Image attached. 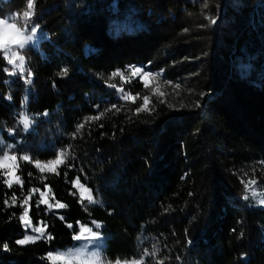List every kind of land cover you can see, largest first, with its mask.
Segmentation results:
<instances>
[{
	"label": "trees",
	"instance_id": "1",
	"mask_svg": "<svg viewBox=\"0 0 264 264\" xmlns=\"http://www.w3.org/2000/svg\"><path fill=\"white\" fill-rule=\"evenodd\" d=\"M26 2L0 0V15ZM34 11L43 38L24 50L31 83L9 75L0 54V128L8 143L25 137L34 159L52 158L36 145L62 116L52 141L69 158L55 173L20 160L22 185L0 177V264H53L48 253L73 246L92 221L103 224L110 261L264 264V206L245 188L264 181V0H36ZM147 65L176 93L113 76ZM111 85L137 99L120 100ZM25 97L36 130L11 134ZM77 177L99 204L81 202ZM46 187L67 207L38 204ZM33 188L32 222L52 239L18 245Z\"/></svg>",
	"mask_w": 264,
	"mask_h": 264
},
{
	"label": "snow or ice",
	"instance_id": "2",
	"mask_svg": "<svg viewBox=\"0 0 264 264\" xmlns=\"http://www.w3.org/2000/svg\"><path fill=\"white\" fill-rule=\"evenodd\" d=\"M35 3L36 0H27L26 7L27 11H24L21 17L19 12L12 14H4L3 17H0V54H2L3 58L6 60L7 64L12 67V71L8 73L9 75H16L19 73L23 76L28 83H31V70L26 66V57L22 55V51L26 50L28 46L33 44L38 39V31L40 29V25L34 23L35 16ZM19 18V19H18ZM212 24L217 23L216 19L211 20ZM7 72V69H4ZM132 76L140 77L143 80L144 86H149L148 77L158 75L151 72H145L143 68L133 67L130 69ZM67 72V69L64 70ZM25 73L27 75L25 76ZM119 75L123 80H127V77L123 76V73H113V76ZM171 83V82H168ZM115 87V85H111ZM122 95V99L125 101L131 100L135 102L137 99L136 96H133L130 92L124 93V89H118ZM158 92L159 89H156ZM161 96L164 93H159ZM11 97H9L10 99ZM27 97H25V111L23 113L18 114L19 120L18 124L22 125L23 129L27 131L30 126L34 123V117H30L27 114L26 109ZM150 98L148 96L143 97V104L136 109V112L139 113L141 111H145L149 109ZM115 108V106H113ZM99 117H94L92 119H98ZM80 128H83L84 125H79ZM14 131V130H9ZM3 142L0 141V144ZM8 150L3 151L0 154V170H3V176L6 179L3 180V183L8 187H12L13 184H23L20 176L16 174L18 168V159H22L23 161H30L31 158L28 155H24L18 158L15 154H10L11 150L14 149L15 146H5ZM69 156L68 152L60 151L54 160L49 161L47 164H42L39 160L35 161V165L39 168L41 172H52L55 173L57 171V167L59 165H63L66 163L67 158ZM257 182L256 180H251L247 185L246 189H250ZM75 186L80 190V199L81 202L85 199L89 201V203H95L92 196L91 189H87L81 182L79 177H77L74 181ZM39 191L38 189L33 188L29 193L28 197L23 199L22 203L24 205H28L31 200V193ZM51 190L49 189V192ZM42 199L38 201V204L49 205L50 208H66L67 205L63 204L59 201H56L55 204H49V195L48 192L40 193ZM252 196H257V192L253 190L251 192ZM248 197L245 196V199ZM13 203L16 202V196H12ZM259 204L264 205V194H261V198L257 201ZM23 221L25 228L31 227L32 221L29 218V209L25 208L23 215L20 217ZM96 230L93 231L92 227L80 226L78 232H76L73 238L77 241H84L79 247L66 249V250H57L56 253H48V259L53 262V264H113L112 261L108 260L107 257L100 250L99 241L102 239V235L100 232L101 223L92 221L90 222ZM72 227V225H68ZM33 235H25L23 239L16 240L15 243L18 245H26L28 243H35L40 239H52L51 234L46 232V226L34 227ZM95 246V248L90 247ZM8 244H3V248L8 250ZM144 255H156L155 251L149 253L147 250H144ZM115 264H144L143 258L140 260H125L121 261L119 258L115 261ZM158 264H164V261L161 260Z\"/></svg>",
	"mask_w": 264,
	"mask_h": 264
},
{
	"label": "rangeland",
	"instance_id": "3",
	"mask_svg": "<svg viewBox=\"0 0 264 264\" xmlns=\"http://www.w3.org/2000/svg\"><path fill=\"white\" fill-rule=\"evenodd\" d=\"M28 9L26 8L25 10H23L22 11V13H20L21 14V17H22V14H23V12L24 11H27ZM0 17H3V16H1L0 15ZM19 19V18H18ZM43 38V35L41 34V32L40 31H38V39L33 43V44H31L30 46H32V47H34V48H36L37 46H38V43H39V41L41 40ZM30 46H28V47H30ZM27 47V48H28ZM22 55H24V50L22 51V53H21ZM135 67H140V68H143L144 69V71L145 72H151V73H154V74H158V75H154V76H151V77H148V80H149V89H150V94L151 95H158V96H161L159 93H164V97L165 96H167V94H170L171 96L173 95V94H175L176 93V91L178 90L177 89V86H175V85H173L172 84V82L170 81V80H168V79H166L165 77H164V73L162 72V71H155V70H152L151 68H149V66L147 65V66H135ZM133 68V67H132ZM131 69V68H130ZM130 69L128 70V71H126L125 73H123V76L124 77H127L128 79L127 80H123L122 78H121V80H122V82H123V84L125 83H128V82H131V80L132 79H135V78H138L140 81H142L143 82V80L140 78V77H136V76H132V74H131V71H130ZM9 71L11 72L12 71V67L9 65ZM17 76H19V77H21V78H23V80L25 81V82H27L26 81V79L23 77V76H21L19 73H17L16 74ZM27 75V73H25V76ZM30 79H31V77H30ZM168 82H171V83H168ZM174 86V87H173ZM115 88V90H116V96L118 97V98H120V100H122V101H125L124 99H122V95H123V93H121L120 91H118V89H120V88H123L124 89V93H131V91L129 90V89H126L125 88V86L124 85H120V86H115L114 87ZM156 89H159V91L157 92L156 91ZM133 96H135L133 93H131ZM151 95H147L149 98H151ZM163 96H161V97H163ZM137 97V96H136ZM128 101H130V102H132L131 100H128ZM25 111V109L24 110H22L21 111V113H23ZM35 119H34V123L30 126V128L27 130V131H25L24 129H23V127H22V125H20V124H18V121H17V124H16V128L14 129V131H17L18 132V134H20V136H26V134H28V133H30V132H34L35 130H36V122L40 119L39 117H37V116H35L34 117ZM44 118H50V116L49 115H47V114H45L44 115ZM53 124H54V127H50L48 130L50 131V135H51V137H50V139L49 140H46L45 139V137H43V138H41L40 139V141L37 143L38 145H36V148H38L37 149V152H39V151H41V150H51L52 152H54L55 153V156L54 157H52V158H37V159H34V155H33V153H31V151H29V149H28V146H27V144L25 143L26 141H25V137H22V139H19V141H18V143L17 144H12V143H8V142H6L5 141V139L3 138V136H2V128H0V141H2L3 143L2 144H0V154H2V152L3 151H7L8 149L5 147V146H15L14 147V149H12L11 150V152H10V154H15L18 158H20V157H22V156H24V155H28V156H30V158H31V160L29 161V162H31L38 170H39V168L35 165V161L36 160H39L42 164H47L49 161H51V160H54L55 158H56V156L59 154V152L60 151H65V152H68L67 150H65V149H62V148H60V147H58L57 145H56V143H55V141H52V139L53 138H58L59 136H60V133H61V130H63V126H64V121H63V117L62 116H57L54 120H53ZM14 131H11V134H13V132ZM49 135V136H50ZM35 155H36V157H37V155H38V153H35ZM68 158H69V156H68ZM67 158V159H68ZM20 160H22V159H18V168H17V172H16V174L18 175V176H20V174H19V172H18V170H19V161ZM60 166V165H59ZM59 166H56L57 168L59 167ZM40 171V170H39ZM41 172V171H40ZM45 172H48V171H45ZM42 173H44V172H42ZM264 175V174H263ZM1 176H3V170H0V177ZM263 177L264 176H260L259 177V179H263ZM6 178V177H5ZM20 178H21V176H20ZM21 180H22V178H21ZM252 180H254V179H252ZM256 180V179H255ZM81 182V181H80ZM250 182V181H249ZM249 182H247V184L249 183ZM256 184L255 185H253L250 189H247V190H249V192L251 193L253 190H255L256 192H257V196H252L253 198H254V200L256 201V203L258 204V205H260V206H264V205H261V204H259L257 201H258V199L259 198H261V194H264V181H261V183H258V181L256 180ZM82 183V182H81ZM87 189H91L90 187H88L87 185H85L84 183H82ZM74 186H75V184H74ZM245 188H246V185H245ZM49 187H46V189L45 190H40L39 191V195H40V193L41 192H48V195H49V204H53V202L51 201V193L49 192ZM75 189H76V192H77V194H78V196H79V198H80V190L75 186ZM91 192H92V196H93V198H94V200L96 201L95 203H89V201L87 200V199H85V200H87L88 201V203L89 204H99L100 203V200L98 199V198H96V196H95V194H94V192H93V190L91 189ZM40 199H42V197H41V195H40ZM48 207H49V205H48ZM26 208H28L29 209V218L31 219V215H30V209H31V205H30V203L26 206ZM50 208V207H49ZM50 209H52V208H50ZM55 209H59V208H55ZM31 221H32V219H31ZM96 222H98V221H96ZM101 223V222H100ZM22 224H23V228H24V231H25V233H24V236L25 235H33V234H35V233H33V228L34 227H41V226H43L42 225V223H40L39 225H35L33 222H32V225H31V227H28V228H25V226H24V223H23V221H22ZM87 226V227H92L93 228V231H95L96 230V228L92 225V224H79V229H80V226ZM101 228H100V232H101V235H102V239L99 241V245H100V250L102 251L103 250V246H104V244H105V240H106V236H105V234H104V232L102 231V229H103V224L101 223ZM24 236L23 237H21L20 239H23L24 238ZM19 239V240H20ZM82 243H85L84 241H77L76 240V243L73 245V246H71V247H68V248H66V249H72V248H76V247H79ZM90 247H92V248H95V246H91L90 245ZM66 249H61V251H63V250H66ZM57 252V251H56ZM56 252H51V253H56ZM103 252V251H102ZM132 260H140V259H132ZM143 260H144V258H143ZM125 261V260H124ZM128 261H131V260H128ZM113 262V264H115V261H112Z\"/></svg>",
	"mask_w": 264,
	"mask_h": 264
}]
</instances>
